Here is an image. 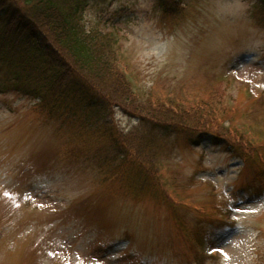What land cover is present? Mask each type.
<instances>
[{
	"label": "rangeland",
	"instance_id": "374dc122",
	"mask_svg": "<svg viewBox=\"0 0 264 264\" xmlns=\"http://www.w3.org/2000/svg\"><path fill=\"white\" fill-rule=\"evenodd\" d=\"M259 8L186 0L165 13L155 0H86L83 19L115 31L143 93L183 107L210 99L220 127L255 144L264 140ZM53 111L0 89V264H264L261 162L243 164L213 132L194 141L116 110L113 123L154 162L146 175L124 167L105 127ZM198 240L217 254L198 256Z\"/></svg>",
	"mask_w": 264,
	"mask_h": 264
},
{
	"label": "trees",
	"instance_id": "16d2710c",
	"mask_svg": "<svg viewBox=\"0 0 264 264\" xmlns=\"http://www.w3.org/2000/svg\"><path fill=\"white\" fill-rule=\"evenodd\" d=\"M155 1L169 13L186 0ZM85 2L0 0V89L30 95L53 113L63 110L79 114L94 132L105 127L108 142L123 158L124 167L133 163L146 175L147 166L154 162L147 161L131 135L113 123L115 110L149 122L162 132L175 130L186 138L198 139L213 132L245 159L256 154L262 141L254 144V139L238 128L220 127L210 99L183 107L176 102H159L151 92L143 93L120 61L115 36L86 27ZM258 5L264 14V0H258Z\"/></svg>",
	"mask_w": 264,
	"mask_h": 264
}]
</instances>
